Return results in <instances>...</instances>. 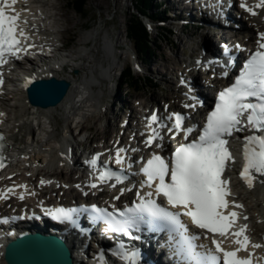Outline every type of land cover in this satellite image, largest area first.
I'll return each instance as SVG.
<instances>
[{"label": "snow or ice", "instance_id": "6c2138e0", "mask_svg": "<svg viewBox=\"0 0 264 264\" xmlns=\"http://www.w3.org/2000/svg\"><path fill=\"white\" fill-rule=\"evenodd\" d=\"M17 0H0V65L8 62L10 57H18L19 53L25 51V42L29 39L28 33L23 25H27V20L21 21L19 13H16L14 5ZM241 8H245L253 15L257 13L253 7L248 6L241 0ZM257 8L264 9V0H259L255 5ZM11 9V13H9ZM264 40V33H259ZM258 47L252 52L245 61L235 77L234 82L222 89L216 98L215 107L207 113L205 123L197 139L179 143L170 157H165L154 152L139 169L145 179L139 183L142 188L147 187V191L141 195L137 192L138 203H133L132 207L108 211L107 208H99L92 204L90 218L95 221L102 220L113 232L127 233L130 228L140 230L141 224H147L151 228L153 225L161 224L168 227L170 231L178 232L185 238V243L180 247L177 255L188 264H252L250 257H240L238 253L246 250L249 245V237L245 235L247 225L238 231L229 233L238 219L239 213L229 209L232 204L237 208L243 205L236 204L234 200L228 199L231 196L230 180L224 178L227 162L234 160L228 148V137L234 132L243 130L246 123L254 129H259L262 134L249 135L246 137L244 145V155L246 165L241 173L249 187L253 186L254 173L264 176V42L257 41ZM239 47V45H237ZM222 75H227L223 72ZM3 80L0 79V85ZM196 100L197 97H192ZM187 108H195L194 104L185 105ZM174 117L171 126L165 124L164 118L157 113L146 117L147 128L151 135L145 143L147 145L156 144L161 151L164 150L165 137L160 130L153 127L159 123L160 128H166L169 132L179 134L183 132L187 141L188 136L193 133L194 128L186 125V117L179 112L171 113L168 119ZM4 137L0 135V141ZM4 145L0 143V151ZM127 150L118 148L115 153V163L124 164L125 157L122 153ZM132 151H135L133 149ZM96 154L88 163L94 169L97 167ZM3 156L0 155V168H3ZM131 167V165H129ZM115 178L116 183H122L128 179L124 175L123 168L117 173L111 168H104L99 172L98 181L105 183ZM45 181L41 180V184ZM264 183V181H262ZM115 187V184L112 185ZM14 187L27 188L26 185ZM79 187V185H77ZM91 187H97V183H92ZM128 189H121V192ZM14 188H8L5 193H0V199H7L9 193H13ZM87 195V193H85ZM155 197V198H154ZM163 198L170 207L163 206L156 198ZM20 199H24V194H20ZM116 196L115 199H119ZM80 208L58 207L48 210V215L61 222H71L75 224L73 213H78ZM174 209V210H172ZM87 211V209L85 208ZM181 216L190 218L192 225L208 233H218L220 237L227 239L228 235L235 237L234 243L239 245L235 249H226L222 246L223 240L211 238V244L215 249L208 248L206 245H197V234L191 232L187 223L183 222ZM244 219H248L244 217ZM7 222V218H4ZM243 237V239H240ZM139 239L140 237H136ZM253 247H261L259 244ZM197 248H204L205 251L198 252ZM114 255L129 262L138 264L139 253L129 252L121 244L114 250ZM103 261V254H101Z\"/></svg>", "mask_w": 264, "mask_h": 264}, {"label": "bare ground", "instance_id": "6f19581e", "mask_svg": "<svg viewBox=\"0 0 264 264\" xmlns=\"http://www.w3.org/2000/svg\"><path fill=\"white\" fill-rule=\"evenodd\" d=\"M187 1L188 0H177L176 3L180 5L179 7L174 6V4L171 5L175 9L178 8L176 9L177 13L174 16L175 19L191 20L194 18L195 21H193L192 23H200L198 26L201 25L202 27H208L213 33L216 32L217 34H219L221 38L219 37L218 41L226 42L229 40L227 34L221 30V27L217 28L213 25L209 26V21H207L205 16L198 18L197 9L191 6L192 0H189V2L186 3ZM20 2L22 3H19L18 7L16 8V13H19L20 15H22L23 19L27 20V25L22 24V26L25 27L28 33L34 35L37 39L40 38V33L45 32L46 34H49L51 38L53 37L52 40H49L48 42L55 44L56 33H54L49 28V26L54 28L56 27V25H60L63 22V24L66 25L65 27H67L66 30H70V28L73 27L75 23L74 17L69 16L68 11L65 10L64 6H61L59 2L52 4L46 0H20ZM189 10L193 11L194 13L187 12ZM185 12H187V14L189 13L187 16L188 18L179 17L185 14ZM245 17H247L248 24H250L248 25L250 27V30H248L250 32V35L253 36L256 28L264 33V10L259 12L258 17ZM190 24L191 23H189V25ZM213 29L217 30L213 31ZM240 31L241 29L235 30L233 32V37L236 39H240ZM100 33V28H97L89 32L88 35H85V37L81 38L79 44L84 45V47H81V51L72 50L71 54L68 55L62 54L61 52L60 57L57 58V61L55 63L50 64L45 68H38L39 70H37V72H24L22 75H18L16 78L10 79L9 83L14 85L17 90L15 92L13 91L0 93V106L4 110L7 107H11L13 109V113L15 114V117H13L12 115L8 114V112H6V116L8 117L6 121L8 123L7 126L9 135V149L7 155L8 158L11 159L12 163L11 166L7 167L0 176V192L3 193L5 188L10 185H26V189L20 187V189L16 193H13L16 198V206H22V210H35L39 211L40 213H44L46 212L47 206L48 204H50V202L54 203L60 201V203H63L62 201L67 199L68 201H70V203H75L79 198V200L84 201L85 193H87V202L96 201L85 180L64 176L62 175V171L57 170L72 164V158H70V156L72 155L71 152L77 151V147L79 146L78 143L76 145L74 142H72L73 140H76V138L71 130L70 124L65 127L64 135L59 136L57 131L60 126L58 117H62V119H64V121L67 123L71 121V118H73L75 122L77 117L89 118L91 114L94 115L104 108H106V110L108 109V104L105 105V102L103 101L105 97V91L100 88L99 90H95V87H99L102 82L108 81L109 77H111L113 74L112 71H114L113 69L116 65L117 59L113 51L114 46L109 40L108 36L104 38V42L102 43L105 53L104 59L112 60V63L108 68L106 66L104 67V65L102 64L103 62L98 61L97 64L96 49H89L87 47L90 43H93L95 47H97ZM252 40L253 38L250 37V39L247 41L248 44H252ZM218 41L215 40L212 42L208 40L206 41L204 39L203 42H201V44L199 45L198 49L201 48L202 50L204 47H206L216 51ZM74 56H76V59L72 58ZM68 58H72L74 61H83L82 63L77 65L69 63L68 66L70 68L72 67L73 69H77L75 71H77L78 73L79 70H87L89 68L88 72L83 75L75 76L78 75V73L76 74L75 71H72L70 69L68 70L66 68L60 70V68L56 67L57 64L58 66L64 64L65 60H69ZM94 60L95 64L90 67L91 63H93ZM197 60H199V57L195 58L194 56H192L188 60L186 59V64H188L186 70L189 69V66L196 64ZM86 62H88L89 65H87ZM175 65L176 67H178L177 63ZM183 73L184 72L179 73L178 76H183ZM49 74L56 75L58 78H63L71 81V88L67 97L57 107L54 106L47 109H42L40 107L30 105L27 100L28 95L22 85H25L26 82H28V79L36 78L42 75L47 76ZM165 76L166 75H164V77ZM195 82L201 85V81L199 78H195ZM219 83H221V81H213L211 84L212 88L215 89L216 87H218ZM212 88L205 89L207 93H205L204 90L202 91V95L204 98H206V100H208L210 95L213 93ZM122 105L124 106V104ZM141 106L145 111L146 108L144 104L140 103L139 107ZM172 106H176V104ZM4 110L0 111V115H2ZM142 115L143 114L141 109L135 110V108H133L131 117H133L134 119L141 118V120L143 121L142 126H139V124L129 123L127 128V130L132 131V133H136V140L139 142L138 145L141 148L145 146V140L147 138L146 135L143 136V133L148 129L144 128V125L147 123V121L146 118L145 120H143ZM4 121L5 120H3V122ZM35 122L40 125L39 129H42L39 134L35 133L34 131L33 125L35 124ZM78 124V127L81 126V129L84 127L82 120H80ZM78 127H76L77 130ZM111 131V127L105 128L103 130V135L109 134ZM125 132H127L126 129L124 130L123 134H121V132L119 131L116 138L122 142L121 145H123V147L126 148V150L130 152V154H133V148H130V142L127 141V133ZM142 137H144V139ZM87 139L89 140V138ZM114 144L115 142L113 143V145ZM112 148V145L104 146V150L107 152H111L113 150ZM153 152L154 151L152 150L151 154ZM237 166V164H234L229 167V173L231 176L235 177V175H237V170L235 169ZM52 169H56V171L53 173L54 175L51 172ZM7 176L9 177L7 180H5V177ZM51 176H57V179H55L54 177L52 178ZM41 180L45 181V183L41 184ZM58 180H63L64 183L68 185V187L70 188L69 193L57 192L55 195L53 194V189H48V183L53 182L55 184ZM239 182L241 181H238L237 179L234 180V193L235 198L239 201V203H241L240 205H243L241 209L244 210V216H250L247 223L251 224L252 232L255 228H257L258 225V228H263L264 233V184H253L252 187H249V185L247 184L240 187ZM77 185H79V187H77ZM21 193H23L25 196V206L27 207H24V204H21L19 202ZM3 208H5V203L2 204L0 210H2ZM253 222H255L257 225H253ZM252 237L256 239V244L259 242L264 244V234L259 238L255 237L252 234ZM7 241L10 242L11 240L8 238L7 240H2L0 242L6 243ZM6 248L7 245L5 246V248L0 250V264H8L5 256L2 255ZM77 250L78 247L75 244L73 247V257L76 262L77 260L75 258V253L77 252ZM148 253L149 254L147 261H149L151 264H162L163 259L157 256L156 251L152 246L148 247Z\"/></svg>", "mask_w": 264, "mask_h": 264}, {"label": "rangeland", "instance_id": "374dc122", "mask_svg": "<svg viewBox=\"0 0 264 264\" xmlns=\"http://www.w3.org/2000/svg\"><path fill=\"white\" fill-rule=\"evenodd\" d=\"M46 1L51 4L59 2L60 5L64 6V9L68 11L69 16L74 17L75 23L70 30H66L67 27H65L66 25H64L63 22L60 25H56L54 28L51 26L49 27L56 33V37L59 40L58 45L61 46V44L64 43L67 46L66 55L71 54L72 50L81 51V47H84V45L79 44L80 39L97 28H100L101 31L97 47H95L93 43H90L91 41L88 42L90 43L89 45L87 44L89 49H96L97 64L98 61L103 62L102 64L104 67L106 66L108 68L112 63V60L104 59L105 53L102 45L104 38L108 36L114 46L113 51L117 59L113 69L114 71H112L113 74L109 77L108 81H104L99 87H95V90H99L100 88L105 91L103 101L105 105L108 104V109L106 110V108H104L94 115L89 114V118H76V121L82 120L84 124V127L81 129V137L77 135L79 129L77 130V123L76 121L74 122L73 118L67 123L62 117H58L60 126L57 133L59 136L65 134V127L70 124L71 130L76 138V140L72 142L77 145V143L88 137L90 148L100 149L104 145H113L117 140L116 137L119 131L123 134L124 128L126 126L128 127L129 123H136L137 120L131 117V114L133 108H135V110L142 108V106L139 107L140 103L144 104L146 109L156 100L157 102H161V104L163 103L165 107L168 106L170 102L178 104L183 96L182 89L179 88L178 74L182 72L187 73L186 59L188 60L192 56H198V45L200 42H203L204 39L213 42L215 40L218 41L219 37L221 38L219 34L216 32L213 33L208 27L202 29L198 27V23H192L195 21L194 18L191 20H178L173 17L174 22L180 24L179 26L175 25L172 15L168 20H164L162 24H152L151 37L157 41L155 46L156 52L153 57H149L143 62L141 58L138 57L136 48L127 32L130 15L132 16L138 13L133 4V0H89L84 13L76 10L72 0ZM176 2L177 0H155L153 2V11L156 13L158 12L159 15L157 16L163 19V9L168 8L169 5L171 6L172 4L179 7L180 5ZM188 2L189 0L186 3ZM158 3H160L159 6ZM171 7L173 8V6ZM172 12L175 14L174 8ZM187 12L194 13L190 10ZM187 12L179 17H187L189 14H187ZM143 19L145 20V17H143ZM187 23L191 24L187 27L183 26ZM168 29L172 30V33L168 34L166 32ZM215 30L217 29H213V31ZM72 58L76 59V56ZM72 58H68L72 64L77 65L83 62L82 60L74 61ZM136 61L140 64L142 72L139 71L140 68L134 65ZM176 63L178 67H176ZM86 64L89 65L88 62H86ZM93 64H95V60L91 63L90 67H92ZM128 68L132 71L131 73L135 79L139 81L143 79L144 81V84H140L138 90L131 89L122 79L121 71ZM69 69L72 71L77 70L72 67ZM88 70L89 68L87 70H79L78 75H73H83L86 74ZM164 75L166 76L164 77ZM122 104H124V106ZM5 111L15 117L11 107H7ZM109 127H111L112 131L109 134L103 135V130ZM125 133H127V141L131 142L132 133L128 130ZM80 147L81 146H79L78 149H81ZM85 148L86 147L83 145V149ZM67 174V172H62L64 176H68ZM253 225L257 224L253 222ZM252 234L257 238L261 237L264 234L263 228L260 229L257 225V228L254 229Z\"/></svg>", "mask_w": 264, "mask_h": 264}, {"label": "water", "instance_id": "95a60500", "mask_svg": "<svg viewBox=\"0 0 264 264\" xmlns=\"http://www.w3.org/2000/svg\"><path fill=\"white\" fill-rule=\"evenodd\" d=\"M70 88L71 81L67 79L39 78L27 86L28 101L42 109L57 107ZM73 255L65 238L33 233L8 243L5 258L8 264H77Z\"/></svg>", "mask_w": 264, "mask_h": 264}, {"label": "trees", "instance_id": "16d2710c", "mask_svg": "<svg viewBox=\"0 0 264 264\" xmlns=\"http://www.w3.org/2000/svg\"><path fill=\"white\" fill-rule=\"evenodd\" d=\"M88 1L89 0H72L76 10L81 13L85 12ZM154 1L155 0H133V4L135 5L138 13L132 16L130 15L128 22V36L133 42L137 54L144 60L149 57H153L156 52L155 46L157 41L151 37V34L147 30L148 28L142 18L143 16L155 17V15H159L158 12L156 13L153 11ZM162 15H164V12H162ZM166 32L168 34L171 33L170 30H166ZM131 72L132 71L129 68L126 69L122 74V79L131 89L138 90L140 84L143 85L144 81L143 79L140 81L135 79Z\"/></svg>", "mask_w": 264, "mask_h": 264}]
</instances>
